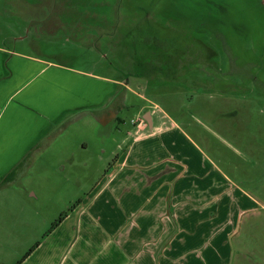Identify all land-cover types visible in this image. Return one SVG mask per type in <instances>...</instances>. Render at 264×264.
<instances>
[{"label": "rangeland", "instance_id": "rangeland-1", "mask_svg": "<svg viewBox=\"0 0 264 264\" xmlns=\"http://www.w3.org/2000/svg\"><path fill=\"white\" fill-rule=\"evenodd\" d=\"M0 44L111 79L110 110L119 106L117 120L90 108L49 121L31 164L0 187L1 243L12 245L27 217L34 244L103 186L134 121L147 123L140 107L154 126L168 121L154 104L195 142L207 133L210 153L233 157L237 177L249 175L242 188L264 203V0H0ZM228 251L224 264H264V212L243 216ZM20 257L0 246V264Z\"/></svg>", "mask_w": 264, "mask_h": 264}, {"label": "crops", "instance_id": "crops-1", "mask_svg": "<svg viewBox=\"0 0 264 264\" xmlns=\"http://www.w3.org/2000/svg\"><path fill=\"white\" fill-rule=\"evenodd\" d=\"M39 26L36 31H42ZM6 47L0 44V187L15 181L18 167L46 137L49 121L90 108H99L101 121L110 115L117 120L119 107L116 114L110 110L111 79L53 67L38 55ZM154 107L168 121L154 126L149 110L151 127L142 124V132L135 120L138 129L122 139L103 186L96 184L35 240L27 256L20 260L39 234L31 232L29 218H21L12 245L0 242L21 256L18 264L225 263L230 237L240 232L243 216L264 212V203L242 188L240 181H250L249 175L237 177L233 157L210 153L213 141L207 133L197 143L170 112Z\"/></svg>", "mask_w": 264, "mask_h": 264}, {"label": "trees", "instance_id": "trees-1", "mask_svg": "<svg viewBox=\"0 0 264 264\" xmlns=\"http://www.w3.org/2000/svg\"><path fill=\"white\" fill-rule=\"evenodd\" d=\"M79 202H80V200L77 201V203H79ZM65 214H66V212L61 214L58 217V219L51 225V228L49 229V231L47 233H49L54 228V226H56L58 224V222H60L63 219ZM47 233H45V234H47ZM37 244H38V242L34 243V245L31 248H29V250H27V252L23 255V257L20 260H22L25 256H27L37 246ZM20 260L14 264H18L20 262Z\"/></svg>", "mask_w": 264, "mask_h": 264}, {"label": "water", "instance_id": "water-1", "mask_svg": "<svg viewBox=\"0 0 264 264\" xmlns=\"http://www.w3.org/2000/svg\"><path fill=\"white\" fill-rule=\"evenodd\" d=\"M144 119H145V121H146L147 123H149V126L151 127V119H150V117H149V112H146V115H145Z\"/></svg>", "mask_w": 264, "mask_h": 264}, {"label": "flooded vegetation", "instance_id": "flooded-vegetation-1", "mask_svg": "<svg viewBox=\"0 0 264 264\" xmlns=\"http://www.w3.org/2000/svg\"><path fill=\"white\" fill-rule=\"evenodd\" d=\"M146 112H149V110L147 111V109H146V110H144V111H143V113H142V114H143V115H142V116H143V118L145 117V115H146Z\"/></svg>", "mask_w": 264, "mask_h": 264}]
</instances>
